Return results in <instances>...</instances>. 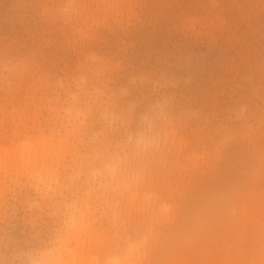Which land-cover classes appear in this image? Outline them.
Wrapping results in <instances>:
<instances>
[{"label":"rangeland","instance_id":"obj_1","mask_svg":"<svg viewBox=\"0 0 264 264\" xmlns=\"http://www.w3.org/2000/svg\"><path fill=\"white\" fill-rule=\"evenodd\" d=\"M47 143L54 181L0 175V264L73 222L95 264H264V0H0V151Z\"/></svg>","mask_w":264,"mask_h":264},{"label":"bare ground","instance_id":"obj_2","mask_svg":"<svg viewBox=\"0 0 264 264\" xmlns=\"http://www.w3.org/2000/svg\"><path fill=\"white\" fill-rule=\"evenodd\" d=\"M86 82V81H85ZM88 83V82H87ZM86 83V84H87ZM95 87L94 86H89L87 84V86L85 85V87L81 86L79 88H77L75 90V94L78 95V97L80 96H83V100L86 99L88 96L91 95V90H94ZM99 90V88H98ZM74 93H70L72 98L75 99V96L73 95ZM93 94V93H92ZM96 95V93H95ZM97 97V96H95ZM93 99V102H91V106L93 109H99V108H102V107H105L104 104L102 103L101 99L98 100V99ZM91 98V97H90ZM93 98V97H92ZM101 98V97H100ZM89 99V98H88ZM77 100V99H76ZM75 104H77V102L74 100ZM87 105V104H86ZM115 105V104H114ZM77 106V105H76ZM111 106V105H110ZM106 108H109L108 104L106 105ZM68 109V108H67ZM65 109V110H67ZM71 110V109H70ZM73 111H76V110H73ZM78 111V110H77ZM68 112V111H67ZM73 113V112H72ZM77 113V112H76ZM161 114V112H160ZM163 114V112H162ZM165 114V113H164ZM75 117V116H74ZM165 117V116H164ZM159 120H162L159 119ZM165 120V119H164ZM163 120V121H164ZM149 123L151 124V121H149ZM157 123V122H156ZM161 123V122H160ZM153 125H154V122H153ZM152 125V126H153ZM159 125V124H158ZM156 126V125H155ZM159 130V129H158ZM170 130V129H169ZM156 131V130H155ZM173 133V131H171ZM14 135H15V132H14ZM140 135V134H139ZM169 135V134H168ZM173 135V134H172ZM174 136V135H173ZM145 136H143L144 138ZM142 136L141 138H138L135 143L133 144L132 148H137L136 150H138L139 152H141L140 154H144L145 150H146V146L148 145L145 140L146 139H143ZM170 138V137H169ZM177 138V137H176ZM148 142V141H147ZM177 143V141H176ZM66 146V145H65ZM67 147H63L62 145L60 146H57V148L53 147L50 143H47L46 145H41V146H37V144H33V145H30L24 149H22L21 151L20 150H17V149H14L13 147H11L10 149H8L7 151L5 150H1L0 151V163L3 162V166H0V175L1 173L3 172L4 173V177L5 176H12V175H19L20 173H22L23 171H26L29 169V172L28 174H31L33 176V178H35L37 181H44L45 183L46 182H51V181H54L53 179V175H51V170L50 168L52 167V162L55 160L56 162H58L59 160H62L64 158V156H66L65 154L67 153L68 149H66ZM149 149V148H148ZM132 151V150H131ZM134 151V150H133ZM132 151V152H133ZM2 156H3V159H2ZM145 156V155H144ZM19 159V160H16V159ZM195 158V157H194ZM150 161V160H148ZM117 163V161H115ZM114 163V162H113ZM112 163V164H113ZM111 164V163H110ZM109 164V165H110ZM115 165V164H113ZM112 165V166H113ZM119 165V164H118ZM117 165V166H118ZM121 165V163H120ZM119 165V166H120ZM97 166V165H96ZM108 166V165H107ZM118 168H121L119 167ZM123 167V166H122ZM106 168V166H105ZM105 168H101L102 170H104V172L107 170H105ZM113 169L115 167H112ZM111 169V168H110ZM108 168V170H110ZM122 169V168H121ZM100 170V169H99ZM101 170V171H102ZM125 170V169H124ZM98 171V170H97ZM122 171V170H121ZM53 173V172H52ZM97 173H100V171H98ZM120 173V172H119ZM119 175V174H118ZM122 175V174H121ZM128 175V174H127ZM115 176V175H114ZM103 177V175H102ZM115 178V177H114ZM56 179V177H55ZM126 181V180H125ZM141 184V183H140ZM141 187V186H140ZM121 189V188H120ZM125 192V191H124ZM159 208V207H158ZM161 209V208H160ZM148 211V210H147ZM153 211V210H152ZM220 213H223V212H220ZM178 214V213H177ZM169 215V214H168ZM219 215V214H218ZM228 215V214H227ZM226 216V215H225ZM217 217H220V216H217ZM161 218V217H160ZM74 221V220H73ZM142 224V223H141ZM73 229L72 231H69V235H71L73 237V243L74 245L71 246V242L68 241V239L66 238V241L64 240H59L58 241V245L53 248L51 251L45 253L44 255H41L43 258L41 259L42 260V263L40 262V264H95L96 260L94 261V259H92V256H91V251H89L88 249H85V242L86 241H96V239H99L101 240V236H94V239L92 237L91 234H87V231H88V227L89 226H86L84 225L83 223H74L73 222ZM90 229V227H89ZM143 235V234H142ZM238 235V234H237ZM236 235V236H237ZM93 238V239H92ZM135 240V239H134ZM139 240V238H138ZM137 240V244L139 245H142V240L138 242ZM136 241V240H135ZM129 242V241H128ZM131 243V242H130ZM134 243V242H133ZM132 243V244H133ZM136 243V242H135ZM188 243V242H187ZM236 243V242H235ZM96 244V243H95ZM131 244V245H132ZM99 244H96L93 246V250H96L98 251L99 249ZM130 245V250L134 252H137V255L139 256V252H140V256H141V248L139 250V247H137L138 245ZM192 245V244H191ZM135 247V248H134ZM142 247V246H141ZM232 245H230L229 247L226 248V250H224L223 254H221V256L223 258L226 257V260L228 259L227 256L228 254L230 255V253L232 254L233 253V257H234V254H235V251L236 249H232L231 248ZM123 248V247H122ZM261 248V251L263 252V255H264V244L260 247ZM109 249V247H108ZM128 249V248H127ZM103 250L105 252H107V247H103ZM121 250V249H120ZM235 250V251H234ZM243 250V249H242ZM241 250V251H242ZM239 252H237L238 254V261L233 262V260L231 261V256H230V261H226L224 260V264H242V261L245 259L244 256H247V252L246 254L241 252L240 250H238ZM221 253V252H220ZM201 257L203 258V253L201 252ZM136 255V253H135ZM136 255V256H137ZM139 256V258H140ZM129 257L130 256H125L123 257V259H109V262L107 263L106 260L105 262L103 263L102 260L100 262H102V264H128V261H129ZM232 257V258H233ZM136 258V257H135ZM138 258V260H139ZM205 259V257H204ZM222 259V258H221ZM133 260V259H132ZM212 260V259H211ZM209 261L208 263L210 264H213L212 261ZM36 261V260H35ZM132 262V261H131ZM136 262V261H135ZM207 263V264H208ZM130 264V263H129ZM137 264V263H136ZM139 264V263H138ZM180 264H188V260L185 261V259L183 261L180 262Z\"/></svg>","mask_w":264,"mask_h":264}]
</instances>
